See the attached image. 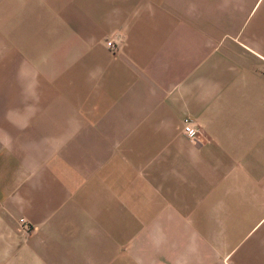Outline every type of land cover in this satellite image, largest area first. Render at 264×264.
<instances>
[{"label": "crops", "instance_id": "crops-1", "mask_svg": "<svg viewBox=\"0 0 264 264\" xmlns=\"http://www.w3.org/2000/svg\"><path fill=\"white\" fill-rule=\"evenodd\" d=\"M0 264H264V0H0Z\"/></svg>", "mask_w": 264, "mask_h": 264}, {"label": "built area", "instance_id": "built-area-1", "mask_svg": "<svg viewBox=\"0 0 264 264\" xmlns=\"http://www.w3.org/2000/svg\"><path fill=\"white\" fill-rule=\"evenodd\" d=\"M106 44L111 51H115L117 49V46L112 41H107ZM183 122V131L188 137H195L199 133V129L191 125V119L186 117ZM19 221L22 225H25V220L23 218H20Z\"/></svg>", "mask_w": 264, "mask_h": 264}, {"label": "rangeland", "instance_id": "rangeland-1", "mask_svg": "<svg viewBox=\"0 0 264 264\" xmlns=\"http://www.w3.org/2000/svg\"><path fill=\"white\" fill-rule=\"evenodd\" d=\"M107 41H112V42H113V39H108ZM107 41H106V42H107ZM106 45H107V44H106ZM19 222H20V221H19Z\"/></svg>", "mask_w": 264, "mask_h": 264}]
</instances>
